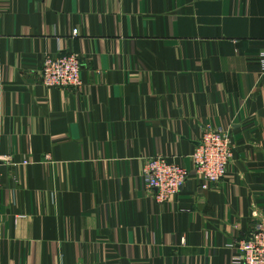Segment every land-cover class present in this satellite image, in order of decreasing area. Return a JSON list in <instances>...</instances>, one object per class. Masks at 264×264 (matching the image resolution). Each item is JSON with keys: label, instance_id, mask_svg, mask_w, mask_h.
Wrapping results in <instances>:
<instances>
[{"label": "crops", "instance_id": "1", "mask_svg": "<svg viewBox=\"0 0 264 264\" xmlns=\"http://www.w3.org/2000/svg\"><path fill=\"white\" fill-rule=\"evenodd\" d=\"M63 52L79 90L39 82ZM219 127L234 160L204 191L192 156ZM154 157L191 172L163 203ZM259 223L264 0H0V264H234Z\"/></svg>", "mask_w": 264, "mask_h": 264}, {"label": "built area", "instance_id": "2", "mask_svg": "<svg viewBox=\"0 0 264 264\" xmlns=\"http://www.w3.org/2000/svg\"><path fill=\"white\" fill-rule=\"evenodd\" d=\"M79 30L73 31V37ZM82 58L69 52L58 57H47L39 72V82L49 89L76 91L83 87ZM234 160V145L229 130L208 128L203 132L199 146L192 156L194 174L201 189L209 190L225 180ZM191 172L163 157L147 159L143 163V180L147 188L156 191V200L163 203L178 196L186 186ZM234 264H264V224H258L235 247Z\"/></svg>", "mask_w": 264, "mask_h": 264}]
</instances>
